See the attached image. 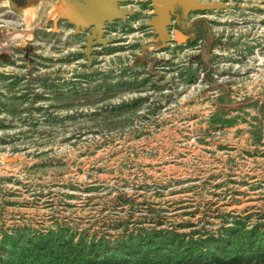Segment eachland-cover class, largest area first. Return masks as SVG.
<instances>
[{"label":"rangeland","instance_id":"obj_1","mask_svg":"<svg viewBox=\"0 0 264 264\" xmlns=\"http://www.w3.org/2000/svg\"><path fill=\"white\" fill-rule=\"evenodd\" d=\"M37 1L0 0V227L264 223V0L176 7L165 35L130 0L90 58L63 1Z\"/></svg>","mask_w":264,"mask_h":264},{"label":"trees","instance_id":"obj_2","mask_svg":"<svg viewBox=\"0 0 264 264\" xmlns=\"http://www.w3.org/2000/svg\"><path fill=\"white\" fill-rule=\"evenodd\" d=\"M162 221L121 218L106 226L114 232L60 222L46 230L0 227V264H264V223L240 216L216 232H185Z\"/></svg>","mask_w":264,"mask_h":264},{"label":"water","instance_id":"obj_3","mask_svg":"<svg viewBox=\"0 0 264 264\" xmlns=\"http://www.w3.org/2000/svg\"><path fill=\"white\" fill-rule=\"evenodd\" d=\"M128 1L65 0L62 2V6L67 10H64V16H61V11L59 18H63L70 24H73L76 31L87 32L84 43L85 54L90 58V53L95 45L108 46L112 42L111 39L105 38L107 24H111L117 20L125 21L128 16L135 14L134 8L126 7ZM145 2H149L151 5L152 14L144 26L151 30L154 35H165L169 32V28L172 26L173 18L175 17L172 10L176 7L185 13L224 7V3L201 0H145ZM173 35L177 42H181L180 40L186 41L187 39V35L176 29L173 31ZM6 160L13 161L14 159L6 158Z\"/></svg>","mask_w":264,"mask_h":264},{"label":"crops","instance_id":"obj_4","mask_svg":"<svg viewBox=\"0 0 264 264\" xmlns=\"http://www.w3.org/2000/svg\"><path fill=\"white\" fill-rule=\"evenodd\" d=\"M48 1H51V0H38L37 2H36V4L38 3H40V2H48ZM61 1L62 0H55L54 1V3H56V5H54V8H53V10H55L56 9V6H58L60 3H61ZM63 1H65V0H63ZM30 2V1H29ZM27 3L24 7H22L21 8V10L24 12V10H26V9H33L34 8V6H33V3ZM34 2V1H33ZM31 6H33V7H31ZM20 10V9H19Z\"/></svg>","mask_w":264,"mask_h":264},{"label":"flooded vegetation","instance_id":"obj_5","mask_svg":"<svg viewBox=\"0 0 264 264\" xmlns=\"http://www.w3.org/2000/svg\"><path fill=\"white\" fill-rule=\"evenodd\" d=\"M130 1V0H129ZM127 2L126 3V5H128L130 2ZM145 1V0H144ZM142 4H143V2H142ZM145 4H147V6H149V7H151V5L149 4V2H146ZM136 13V12H135ZM134 15V14H133ZM133 15H131V16H128L127 17V19H130ZM125 20V21H122V20H118V21H114V22H112L111 24H107V26H106V28H105V35H106V32L109 30V29H111V28H113L114 27V23H116V22H126V21H128V20ZM175 19V17L173 18V20Z\"/></svg>","mask_w":264,"mask_h":264}]
</instances>
